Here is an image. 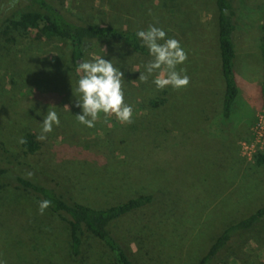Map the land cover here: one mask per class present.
<instances>
[{
    "label": "rangeland",
    "instance_id": "obj_1",
    "mask_svg": "<svg viewBox=\"0 0 264 264\" xmlns=\"http://www.w3.org/2000/svg\"><path fill=\"white\" fill-rule=\"evenodd\" d=\"M2 1L0 24L15 10ZM61 4L71 19L86 23L137 31L150 25L162 28L186 51L188 58L177 71L184 69L190 83L180 89H157L153 80L159 70L147 82L139 80L153 59L149 50L138 55L122 45L94 44L83 60L101 56L120 68L133 122L121 123L115 115L105 118L101 113L89 128L76 119L82 109L76 107L80 94L70 43L9 30L0 41V142L8 151L5 155L0 150V164L7 163L16 175L23 163H31L38 174L66 181L87 194L98 208L124 196L120 189H105V178L112 184L108 179L115 175H129L162 200L147 215L118 224L134 264L148 259L143 256L151 249L148 241L164 249L160 259L168 263L173 247H179L185 264H197L227 226L264 207V163H256V156L264 155V143L256 144L252 137L253 109L261 103V88L255 84L261 79L260 69L236 73L240 94L230 117L222 119L224 82L215 0H61ZM234 6L240 24L245 12L250 11L251 18L261 15L264 0H235ZM210 82L220 90L212 98L216 106L212 112L204 103ZM152 102L160 105L152 107ZM49 110L57 112L60 124L40 140ZM30 134L41 150L28 159L19 141ZM55 229L54 215L48 209L41 214L34 197L10 185L0 190V264H31L32 236L33 262L48 261L55 250L46 239ZM262 263L264 252L251 243L229 258V264Z\"/></svg>",
    "mask_w": 264,
    "mask_h": 264
},
{
    "label": "trees",
    "instance_id": "obj_2",
    "mask_svg": "<svg viewBox=\"0 0 264 264\" xmlns=\"http://www.w3.org/2000/svg\"><path fill=\"white\" fill-rule=\"evenodd\" d=\"M234 1L215 0L218 12V47L225 84L222 104V115L225 119L229 117L232 103L237 96L232 43L235 30ZM2 2L0 0V9ZM7 2L10 8L15 10L0 24V41L5 40L4 36L9 30L31 32L37 39L58 38L68 41L71 46L72 71L77 82L78 64L94 44L114 43L125 46L138 55L148 53V48L143 46L142 40L136 35L137 30L71 19L64 10L61 0H7ZM262 31L260 51L264 81V25ZM158 105L160 104L157 102L151 103L152 107ZM24 140L26 143L20 144L23 154L28 159L38 155L41 145L36 137L30 134ZM0 150L3 154H8L1 142ZM256 163L262 165L264 155H257ZM21 166V174L13 175L7 163L0 164V190L10 185L15 190L34 197L39 203L42 200H50L52 203L47 209L54 215L56 228L48 240L46 239L55 250L50 261L37 259L33 262V247L36 240L32 236V241L29 242L32 249L31 264H134L118 232V224L138 214L145 216L153 211L162 201L160 194L148 193L147 188L140 182L125 173H119L113 177L119 184L117 185L113 179H108L113 181L111 184L105 178L104 188L111 191L120 189L124 192L123 198L108 203L106 207L98 208L89 202L87 194L78 193L68 182L43 173L38 174L31 163H23ZM28 173H32L31 177ZM148 242L151 249L149 248V252L146 250L143 252V256L148 257L143 260V264H153L156 258L158 261L154 264H185L180 257L179 247H173L174 256L172 262L168 263L160 259L164 255V249L154 242ZM250 243L264 252V207L227 226L197 264H229V258L234 257L236 251L242 250Z\"/></svg>",
    "mask_w": 264,
    "mask_h": 264
},
{
    "label": "clouds",
    "instance_id": "obj_3",
    "mask_svg": "<svg viewBox=\"0 0 264 264\" xmlns=\"http://www.w3.org/2000/svg\"><path fill=\"white\" fill-rule=\"evenodd\" d=\"M136 35L153 57L145 65L144 72H140L139 68L136 70L140 72L141 82H147L149 76L159 70V74L153 80L157 89L162 90L168 86L180 89L189 85L190 77L186 71L184 69L177 71V66L188 58L179 40L167 38V33L154 25H150L147 30L138 31ZM76 71L79 76L76 91L80 94V99L76 100V107L82 109V114L76 115V119L80 124L89 128L94 127L101 113L105 118L115 115L121 123L133 122V107L125 101L124 73L113 64L112 60L95 56L91 60L79 62ZM59 124L57 112L47 111L42 121V133L38 139H46V134L53 131L54 125L59 126ZM19 142L23 144L26 140L21 138ZM31 175L32 173H28L29 177ZM51 203L50 200L40 201V213L43 214Z\"/></svg>",
    "mask_w": 264,
    "mask_h": 264
},
{
    "label": "crops",
    "instance_id": "obj_4",
    "mask_svg": "<svg viewBox=\"0 0 264 264\" xmlns=\"http://www.w3.org/2000/svg\"><path fill=\"white\" fill-rule=\"evenodd\" d=\"M247 8L250 9L251 6L248 5ZM243 14L245 16H243V18L241 19V23L239 24L237 22L236 10H235V18H234L235 30L232 35V43H233L234 54H235L234 61H233V69H234L235 76H236V73L239 72V70L241 72V70L251 71L252 69L253 70L260 69L261 79L256 81L255 84L257 86L259 85L261 88V101H260L261 103L259 106L254 107L253 109V119H252V122H253L256 116V113L262 108V104H263V90H264L263 89V63H262V56H261V51H260V44H261V39L263 37L262 27L264 25V17H263L264 8H263V13L261 15L259 14L257 16V14H253L254 15L253 18L247 17L249 14L251 15L250 11L245 12ZM239 26H241V29L239 28ZM217 36H218V25H217ZM223 82H224V79H223ZM207 88H208L209 94H208V98L204 100V103L207 104V107H209L210 111L212 112L213 109L215 111V108H216L215 104L213 103L212 98L215 95L218 96L220 90H217L216 88H214V86L212 85V82L208 83ZM224 91H225V84H224ZM224 91H223V96H222V104H223ZM239 94L240 93L237 88V96L235 97V99L239 96ZM183 101L187 102L188 100H183ZM234 101L232 103L230 112L232 111ZM195 102H196V99L193 98L192 106H196ZM249 104H251V102ZM193 111H198V109L193 108ZM229 117H230V114H229ZM228 118H226V120ZM222 119H225V118L222 117ZM206 120H210V119L206 118Z\"/></svg>",
    "mask_w": 264,
    "mask_h": 264
},
{
    "label": "built area",
    "instance_id": "obj_5",
    "mask_svg": "<svg viewBox=\"0 0 264 264\" xmlns=\"http://www.w3.org/2000/svg\"><path fill=\"white\" fill-rule=\"evenodd\" d=\"M252 137L256 144L264 143V94L262 108L256 113L252 126Z\"/></svg>",
    "mask_w": 264,
    "mask_h": 264
}]
</instances>
